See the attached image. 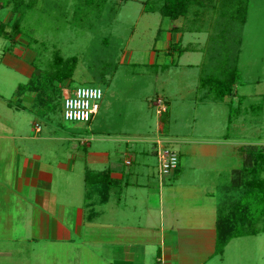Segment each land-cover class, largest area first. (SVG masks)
Instances as JSON below:
<instances>
[{"label": "rangeland", "instance_id": "rangeland-1", "mask_svg": "<svg viewBox=\"0 0 264 264\" xmlns=\"http://www.w3.org/2000/svg\"><path fill=\"white\" fill-rule=\"evenodd\" d=\"M145 1L108 0L98 7L82 6L79 14L76 0H21L16 11L13 0H0V30L15 32L10 37L0 34V133L9 124L16 129V145L36 144L40 142L36 137L26 140L24 135L37 136V123L43 132L52 128L59 136L92 137L87 156L75 140L73 148L79 146V153L72 170L55 168L51 180V190L65 204L70 224L80 205L100 198L91 186L85 188L86 167L110 163L116 174H123L120 188L115 183L108 202L93 207V223H86L88 227L76 237L71 232L74 243L47 240L35 220L40 218L36 212L40 206L34 201L27 204L32 196L25 194L23 200L17 194L14 222L7 230L17 243L4 247L0 233V264H138L131 249L138 244L144 249L140 264H160L159 236L145 228L147 218H158L160 210L177 209L185 219L199 210L203 219L204 214L209 219L207 228L214 229L219 206L242 192L229 186L231 169L241 166L240 146L264 145V0H249L236 77L224 97H217L216 85L201 81L212 75L203 52L211 42V11L200 25L191 13L173 20L157 11L146 12V6H159L162 0H149L147 5ZM169 23L182 29L180 41L176 31L166 30ZM186 45L190 47L178 52ZM55 51L63 57L75 56L77 63L69 79L39 91L52 96L46 102L26 83L31 72L49 70ZM81 86L101 88L99 112L89 122L67 121L63 97ZM156 98L167 101H163L167 113H157ZM5 101L25 108L10 113ZM157 140L178 156V169L162 179L157 173ZM53 141L60 146V140ZM4 143L0 139V169L10 163L1 150ZM125 160L132 162L127 165ZM4 176L11 177L12 170L0 178ZM3 190L0 187V194ZM83 211L88 216V208ZM263 218L254 217L247 228L261 230ZM0 227L6 228L1 223ZM212 258L206 264H264V232L234 238Z\"/></svg>", "mask_w": 264, "mask_h": 264}, {"label": "crops", "instance_id": "crops-1", "mask_svg": "<svg viewBox=\"0 0 264 264\" xmlns=\"http://www.w3.org/2000/svg\"><path fill=\"white\" fill-rule=\"evenodd\" d=\"M191 14L194 15L193 13ZM193 19L198 22L201 21V25L205 21V16H195ZM166 28L167 31H176L178 34L177 39L180 41L183 31L182 29H179L180 27L178 25L169 23ZM186 46V48L190 47V45ZM32 59L33 56H31V61L29 60L30 63H32ZM32 74L33 73L31 72L28 75V80ZM19 101H22V99L19 98L18 102ZM163 101L165 104L167 103V101L164 99ZM4 103L9 112L16 111L18 108H25L23 105L13 106L10 101H5ZM14 113L15 112H12V114ZM97 113L95 115H97ZM0 125H2V123H0ZM5 125L6 124H4V126ZM36 125L39 124L36 123L34 125V131L36 134L38 133L37 136L27 137L24 135V139L26 140H33L36 137V139L40 141L32 145H16L15 141L18 135L14 132V130H16L14 126L11 127L9 124L6 125L0 133V139H4L7 142L2 144L1 150L3 152H7V159L10 161L8 165L4 164L1 167L0 177L5 173L6 170H12L11 177L4 176L3 178H0V187H3L4 189L3 194H0V223L3 226H6L5 229H1L4 227H0L2 231H0V233L4 237L2 241L4 243L2 245L6 244L4 247H7L9 242L13 243L14 245L17 243V239L15 235H13V232L11 235V232L7 231L11 230L8 228H12L14 222L13 216L15 215V207L18 204L17 201H15V196L17 194L20 196V198L22 197L23 200L25 194L32 196V198H28L26 200L27 204H30L31 201H34L38 206H40V208H38L40 210L36 211L40 218L35 216V220L39 227L41 226V231H43L45 234L44 237H46L47 240L56 239L65 243H74L75 238L72 239L71 232L72 234L74 233L76 237L77 233L81 231L86 223H93L92 218L96 216V214L94 216V213L92 214L91 212L93 207L107 203L109 200L108 195L110 194L113 186L115 187V183H117L116 187L120 188L118 182L123 179V174H116V172L111 169L110 163H105L99 168L86 167L82 172V179L85 188L91 186V189L99 192L100 198L96 201L85 202L83 206L80 205V208H77L75 211L76 214L72 224H70L68 217H65L66 214H68V212H65V204L58 202L57 195L51 190V180L55 173V168L57 171L62 170V172H65V170L70 172V170H72L75 159L79 153V146H77L76 149L73 148L75 147V140L82 147V150L85 151L83 154L87 156V144L91 141L92 137L87 139L81 134L76 136L74 133H68L59 136L56 129L51 128L44 130L43 132L42 126L39 125V130L37 131ZM20 138L23 137L21 136ZM53 140H60V146H58V143L54 142ZM65 146H68V149L70 147V150L67 153L65 152ZM89 160H91V158ZM127 161L129 160H125L124 164L129 165L132 162L129 161V163H127ZM104 170L109 172V177H107L109 180L105 182V184H108V187H106L105 190L101 187L99 182L93 183L91 185H89L90 183L86 182L85 176L87 172L92 174ZM8 179L10 182H7ZM125 184H127V182H125ZM159 200L161 201V198ZM19 201L21 202L22 200L20 199ZM161 203L162 201L160 204ZM84 207L88 208V216H86L83 211ZM28 208L30 207L28 206ZM27 210L29 209H26V211ZM172 210L173 211H169L167 213L160 210L158 218H154L150 214L151 216L146 219L145 228H148L150 233H156L159 236V243L161 247H159V253L156 255L157 262L160 264H206L209 261H212V257L214 255L215 228H207L205 221L208 223L209 219L206 220L205 214V219H203V214L202 212H199V210L196 212L195 210H192L188 213L185 219H183V215L178 212L177 209ZM30 216H33L32 213ZM153 220H158L156 221L158 223L153 222ZM150 236L151 234L148 235V237ZM120 237L124 236L120 235ZM125 237L135 241L132 238L133 236L129 237L126 235ZM144 237L145 236L143 235L140 238V241L144 240ZM127 239H125V241L127 243H131V246L133 243L129 242ZM96 240L99 239L97 238ZM78 244H85V242H79ZM209 245H211V248L207 249L209 248ZM131 249L134 254L133 257L136 259V261H138V264H140L139 262H143V246L140 244L132 245ZM9 251L10 250H6L4 253Z\"/></svg>", "mask_w": 264, "mask_h": 264}, {"label": "trees", "instance_id": "trees-1", "mask_svg": "<svg viewBox=\"0 0 264 264\" xmlns=\"http://www.w3.org/2000/svg\"><path fill=\"white\" fill-rule=\"evenodd\" d=\"M20 1L13 0L12 10H18ZM107 1L76 0V12L82 13L80 11L82 6L98 7ZM148 2L149 0L145 1L146 5ZM248 3L249 0H162L159 6H146L144 11H157L161 16L173 20L186 18L189 13L200 17L211 11V22L209 21L208 24L209 29H212L210 34L208 33L211 42L203 51L208 55V68L211 67L212 71L209 73L212 75L203 77L201 81L202 85H216L217 97H224L230 93L231 85L236 77V62L240 52L241 32L246 20ZM12 29L15 31L18 29L17 22L13 24ZM0 34L10 37L15 32L1 29ZM185 50L186 47H180L178 52ZM76 63L75 56L63 57L59 51H55L49 70L43 74L40 71L33 73L26 85L30 91H35L38 99L50 102L52 96L45 94L46 97H44L39 91L69 79ZM18 87L23 88V86ZM166 112L167 109L161 114ZM239 150L241 166L231 169L229 186L232 190L241 189L242 192L236 199L230 195V198H227L221 207L219 206L215 219L214 255L222 254L227 243L233 238L264 232V227L261 230L254 227L247 228L252 223L251 219L264 216V145L243 144ZM107 177L109 172L104 170L92 174L87 172L85 179L90 184L99 182L105 190L108 187V184H105L109 180Z\"/></svg>", "mask_w": 264, "mask_h": 264}, {"label": "built area", "instance_id": "built-area-1", "mask_svg": "<svg viewBox=\"0 0 264 264\" xmlns=\"http://www.w3.org/2000/svg\"><path fill=\"white\" fill-rule=\"evenodd\" d=\"M99 93V95H98ZM102 90L97 86L76 87L71 93L63 97V118L67 121L88 122L98 112ZM158 114L164 112L166 107L163 101L156 98L153 102ZM39 130V125H36ZM155 154L157 157V173L159 179L166 176L178 167V156L163 142H156ZM129 163V161H127Z\"/></svg>", "mask_w": 264, "mask_h": 264}, {"label": "clouds", "instance_id": "clouds-1", "mask_svg": "<svg viewBox=\"0 0 264 264\" xmlns=\"http://www.w3.org/2000/svg\"><path fill=\"white\" fill-rule=\"evenodd\" d=\"M98 95H99V93H98Z\"/></svg>", "mask_w": 264, "mask_h": 264}]
</instances>
